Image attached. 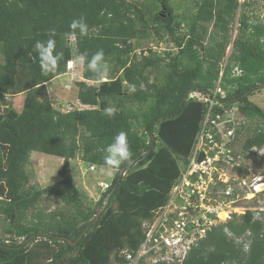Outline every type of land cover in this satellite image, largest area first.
Masks as SVG:
<instances>
[{"label": "trees", "instance_id": "16d2710c", "mask_svg": "<svg viewBox=\"0 0 264 264\" xmlns=\"http://www.w3.org/2000/svg\"><path fill=\"white\" fill-rule=\"evenodd\" d=\"M170 2L0 0V187L5 190L0 191V220L8 222L6 237H0V264H123L122 251L140 247L146 239L143 223L169 202L203 130L210 105L189 96L214 95L238 11V34L221 78L226 97H216L225 108L214 112L230 117V107L239 106L241 116L262 121L242 142L245 124L236 128L233 148L241 143L236 154L264 146V111L250 99L264 87V17L253 10L256 0L243 5L201 0L186 33ZM81 17L89 33L77 31L70 43L69 26ZM210 28L213 42L205 47ZM52 30L63 57L57 72L44 76L31 51ZM151 34L159 37L157 46H168L161 52L149 47L139 55L140 41ZM101 49L109 65L106 78L98 81L85 62V81L76 84L79 103L89 108L55 107L47 84L66 74L73 58L84 53L90 58ZM235 68L243 74L232 76ZM13 97L15 104L9 100ZM108 107L115 109L112 115L105 113ZM120 131L127 133L130 159L116 169L92 207L74 185L71 161L81 153L83 163L101 167L104 149ZM36 152L63 159L60 181L45 189L28 187L25 168ZM43 199L65 209L38 210ZM261 215L256 219L254 211H247L212 226L183 264H264Z\"/></svg>", "mask_w": 264, "mask_h": 264}, {"label": "built area", "instance_id": "2783aa9c", "mask_svg": "<svg viewBox=\"0 0 264 264\" xmlns=\"http://www.w3.org/2000/svg\"><path fill=\"white\" fill-rule=\"evenodd\" d=\"M232 43L229 48H232ZM151 48L161 52L165 50V44L161 42L158 46L151 45ZM223 71L213 96L197 93L189 96L210 105L203 130L187 164L181 167L180 177L171 188L169 202L158 208L150 221L143 223L146 239L140 247L122 251L123 264H141V261L143 264H183L196 241L204 238L212 226L220 224L219 215L226 214V222L240 211L243 214L254 211L256 219L262 218L264 207H247L243 203L259 201V196L264 195V172L256 173L250 165L258 163L257 160L263 159L264 155L257 153V148L249 153L236 154L237 146L233 148L236 121L233 128L223 130L233 120L214 112L215 107L225 108L224 103L216 99L218 95L221 99L226 97L221 86ZM242 74L238 68L233 71L236 77ZM228 113L233 114V109ZM211 126L217 129L216 133L212 132ZM201 154L203 158H200Z\"/></svg>", "mask_w": 264, "mask_h": 264}, {"label": "rangeland", "instance_id": "374dc122", "mask_svg": "<svg viewBox=\"0 0 264 264\" xmlns=\"http://www.w3.org/2000/svg\"><path fill=\"white\" fill-rule=\"evenodd\" d=\"M143 1V0H142ZM241 1V0H238ZM201 0H171L170 4L171 6L175 9V14L178 16L177 22H180L181 25L183 26V33L188 32V29L190 28L192 24V20L194 16L197 13V10L199 8ZM161 3H159L160 5ZM160 15L164 16V9L162 6H160ZM253 10L256 11V15L261 16L263 19L264 15V0H256L255 5L253 6ZM239 16V11L237 12V17L234 22V28L231 31V41L230 45L232 42L235 41L237 34H238V25H237V19ZM153 28V32H155ZM158 29V28H156ZM164 30V29H163ZM161 30L160 32L164 31ZM212 28L209 29V34L208 35L204 46L208 47L211 45L212 38ZM154 35V34H153ZM151 34V37H149L148 41H140L141 45H139V50H145L150 47V45H155L157 42H159V37L153 36ZM169 36H165L164 40L168 39ZM163 39V38H162ZM218 39V38H216ZM74 40H70V43H73ZM163 44H166V47L168 46L167 43L162 42ZM229 45V47H230ZM227 48L226 50V55H225V61L222 64V69L221 71L225 70V68L230 65L229 57L232 54V48ZM0 62H2V58L0 59ZM76 65H80L79 63L76 62ZM78 71L75 73L74 79H71V77H64L61 76L57 78L56 80L50 82L47 84L46 89L48 92V98L49 100L55 105V107L60 108L64 111H68L69 105L75 106L76 109H83V108H89L82 106L79 101H77V86L76 84L79 83L80 81H85L82 78L81 74V69L77 68ZM235 69H233L234 71ZM232 76L233 72H232ZM89 85H95L97 86V83L93 82H87ZM218 84V82H217ZM15 97L9 98V100L12 103L15 102ZM251 101L254 104H257L261 109L264 111V87L261 88L260 90L256 91L253 96L250 97ZM230 109H233V114L231 113L230 119L236 122V127L240 125V123L243 125L245 124V128L242 129L244 130L243 134L241 135V141L242 142L247 133L249 131L255 129L258 125L262 124V121L260 119L252 120L247 117L241 116L239 112V106H234L230 107ZM226 128L224 126L223 130ZM226 131V130H225ZM241 148V143L240 146L236 148V151H239ZM258 158V157H257ZM258 163H250L251 169L258 173V172H264V160L258 159ZM63 166V159H59L56 157L48 156L45 154L41 153H33L30 156V163L29 165L25 168L26 172L29 174V186L28 187H33V188H38V189H45L55 183H58L60 181V176H59V171ZM92 167H94V170H92ZM71 168H72V173H73V178H74V185L75 187L84 195L87 199L88 202H90V205L94 207V205L99 201L101 198L102 194L104 193V188L105 185L111 184L112 179L116 176V170L113 172L111 176H105L103 175L99 169L100 167L95 166V165H87L86 163H83L82 161V155L81 153H78L76 159L71 161ZM257 170V171H256ZM104 185V188L102 187ZM0 191H5L3 186L0 187ZM0 198H4V194H0ZM260 202V203H259ZM242 204V203H241ZM257 204V205H256ZM244 206H261L264 207V195L259 196V201L258 199H255V201H251L250 203H243ZM65 209V207L58 202L52 201L50 199H43V201L39 204L38 210L45 211V213H49V211L53 212L58 209ZM33 213H29L27 216V223L32 219ZM225 215L223 218L222 216ZM236 215H244L243 213H236ZM221 218H217L219 221L218 223H227L226 222V214H221L219 215ZM8 227V222H5L3 220H0V237H6L4 234V229ZM20 242V240H19Z\"/></svg>", "mask_w": 264, "mask_h": 264}, {"label": "clouds", "instance_id": "9594fccd", "mask_svg": "<svg viewBox=\"0 0 264 264\" xmlns=\"http://www.w3.org/2000/svg\"><path fill=\"white\" fill-rule=\"evenodd\" d=\"M69 27L72 31L67 35L69 39L72 40L76 39L77 31L80 36H87L89 33V26L83 17L77 20H73ZM55 35H56L55 31L52 30L50 31L49 38L46 41L38 40L32 46L31 52L34 53L36 58L38 59L41 74L44 76H47L49 74H55L57 72L58 65L63 57V53L57 50V42L56 39L54 38ZM150 49H152L151 45H150ZM140 52L141 50H139V52L137 53L140 55ZM75 59L76 62L79 63L80 65H76ZM85 62L87 64V69L95 75L98 81L104 80L106 78L108 74L109 65L105 59V53L102 49L96 51L94 54L91 55L90 58H88L87 53L80 54L76 58H73L67 64L66 74L62 76L71 77V79L76 78L75 72L78 71L77 68H80L81 69L80 71L82 73L81 64ZM114 112L115 109L113 107H108L105 109V113L107 115H112ZM257 149H258L257 153H262L264 155V146ZM104 151L106 152V155L104 157L103 164L101 165V167L98 166L100 167L99 171L105 176H111L113 172L117 168H119L120 165L126 163L130 159L131 151L127 139V133L124 131H120L112 139V141L106 146ZM262 158H263L262 160H264V156ZM92 170H94V167H92ZM125 174L126 173L123 172L121 173L122 176H124ZM105 186L107 187L104 188L102 186L105 189L104 192L109 188L110 185L106 184ZM263 221H264V217H263Z\"/></svg>", "mask_w": 264, "mask_h": 264}, {"label": "bare ground", "instance_id": "6f19581e", "mask_svg": "<svg viewBox=\"0 0 264 264\" xmlns=\"http://www.w3.org/2000/svg\"><path fill=\"white\" fill-rule=\"evenodd\" d=\"M246 1H247V0H245V2H246ZM245 2H244V3H245ZM239 3H240L241 5H243V4H244V3H241L240 1H239ZM249 203H250V202H249ZM222 217L224 218V217H225V215H223ZM145 222H146V221H145ZM122 259H123V257H122ZM116 262H118V261H116ZM120 262H121V261H120ZM122 263H123V262H122ZM114 264H115V263H114Z\"/></svg>", "mask_w": 264, "mask_h": 264}]
</instances>
